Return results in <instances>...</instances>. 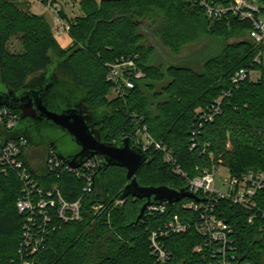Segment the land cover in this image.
Returning <instances> with one entry per match:
<instances>
[{"label":"trees","instance_id":"obj_1","mask_svg":"<svg viewBox=\"0 0 264 264\" xmlns=\"http://www.w3.org/2000/svg\"><path fill=\"white\" fill-rule=\"evenodd\" d=\"M21 1L0 0V87L18 91L35 77L54 70L59 79L83 91L90 111L105 114L99 130L106 143L117 145L129 138L136 146V140H141L138 132L146 127V133L172 153L190 179L214 165L228 169L232 176L255 170L264 172V63H253L257 50L247 38L249 23L209 20L202 9L193 7L188 0H70L80 5L82 15L68 19L62 13L71 25L72 40L71 46L63 49L49 20L23 10ZM152 27L161 44L174 55H181L186 46L204 35L219 39L222 53L207 59L202 73L184 65L155 66V50L145 45ZM18 36L24 50L14 54L8 51V44ZM231 38L237 40L229 44ZM123 58L136 60L145 78L135 81L134 89H124L115 99L108 100L107 94L114 85L107 80V65ZM243 68L258 71V80L252 82L248 78L233 85L234 74ZM219 101L221 112L213 121L199 126L196 111ZM11 110L20 116L19 110ZM17 127L1 134L0 146ZM196 129L198 146L191 150L192 132ZM50 148L46 147L41 157L45 168H33L28 152L22 157L24 167L44 194L59 185L67 201L82 198V218L66 223L52 210L51 223L41 221L46 227L44 248L22 258L19 250L26 217L20 214L17 202L26 195L25 183L19 170L5 167L0 161V264H22L23 259L31 264L220 263L222 255L212 253L194 228L163 239L170 252L169 261L157 262L152 255L153 230L174 216L185 224L199 222V213L185 207L193 199L168 203L163 214L146 211L136 223L146 200L123 198L129 183L125 169L106 168L101 184H94L93 193L85 196L84 180L65 167L59 177L49 170L46 156ZM144 153L147 161L136 174L141 186L187 188L188 181L173 172L162 152L152 147ZM28 192L34 199L39 196L36 189L28 188ZM257 201L261 213L253 223L249 222L251 213L240 206L229 201L217 206V215L233 230L236 251L228 257L235 255L240 264H264V190ZM152 204L159 205L154 201ZM99 206L101 209L95 212L93 207ZM35 230L40 237L42 231ZM198 246H203L200 253L195 252Z\"/></svg>","mask_w":264,"mask_h":264},{"label":"built area","instance_id":"obj_2","mask_svg":"<svg viewBox=\"0 0 264 264\" xmlns=\"http://www.w3.org/2000/svg\"><path fill=\"white\" fill-rule=\"evenodd\" d=\"M30 4H39L49 9L53 15V29L56 35L68 34L70 31L69 21L62 16L63 7L58 2L52 0H27ZM193 7L200 8L204 11L205 16L212 21H229L237 19L239 22L249 23L251 30L247 38L253 43L257 50L254 64L261 65L264 63V0H231L226 4L227 0H188ZM107 80L114 85V91L120 95L124 89H134L135 81L145 78V73L137 65L136 60L128 58L121 59L115 63L108 64ZM254 70L243 68L237 71L233 78L232 84L238 86L251 78ZM221 101L217 105H211L207 109H198L199 126L204 123L211 122L215 116L221 112ZM20 116L13 110L2 107L0 108V144L1 132H9L17 127ZM197 129L192 132L193 143L191 150L198 146ZM141 136V140H136V146L141 148L143 152L148 153L150 148L154 147L156 151L164 154V161L171 165L173 172L188 181L187 191L196 195L200 201L192 200L185 207L199 213V222L192 224L183 223L179 216H174L172 220L164 226L153 230L150 234L151 252L157 262L165 263L170 260V252L164 244L163 239L173 234H183L194 228L205 240L206 245L212 248V253L222 255L219 264H240L236 262V256L229 254L235 252V247L232 240V227L217 213V206L221 201H229L233 205L242 207L251 213L249 222L253 223L261 213L258 205V195L264 190V172L260 170L250 171L241 176H232L228 169V176L220 179V187L217 186L216 172L219 167L214 165L209 170H204L199 176L192 179L188 178L181 167L177 165L172 153L162 144L156 143L147 133L146 127L140 130L137 134ZM116 143V141L114 142ZM29 142L25 138L11 140L0 146V161L8 168H13L21 172V176L25 183L23 198L18 200L17 208L20 214L26 217L25 233L22 238L19 253L22 258L31 257L44 248L45 244V224L52 221L51 211L54 210L59 220L64 222L80 221L82 210V198L77 201H67L59 188L55 185L51 191L46 194L32 179L28 169L24 167L22 157L25 152H28ZM47 166L49 170L59 177L61 169L65 167L69 173L75 174L85 182L82 192L85 196L90 195L94 191V176L98 169L103 165L101 156H94L85 162L78 169H72L65 161H63L50 148L46 156ZM63 171V170H62ZM28 188L36 189L37 198H33L28 192ZM121 203V202H119ZM117 203V205H119ZM167 202L161 205L151 204L147 208L149 214L165 213ZM101 207H93L95 212ZM41 221L45 223L41 225ZM39 229L42 231L40 237H37L34 231ZM203 246L195 248V252L200 253ZM207 262V260H206ZM22 264H31L26 259H23Z\"/></svg>","mask_w":264,"mask_h":264},{"label":"water","instance_id":"obj_3","mask_svg":"<svg viewBox=\"0 0 264 264\" xmlns=\"http://www.w3.org/2000/svg\"><path fill=\"white\" fill-rule=\"evenodd\" d=\"M85 98L79 87L59 79L54 70L35 77L18 91L0 87V107L7 106L20 111L17 129L12 137H5L3 144L25 138L35 148L52 147L72 169H78L94 156H101L103 166L94 177L95 187L103 181L102 175L106 168L125 169L129 183L123 198L146 200L136 223L153 201L159 205L164 202L172 205L185 199L200 201L186 188L174 190L168 186H141L136 174L146 163L147 155L129 138L117 145L102 141L98 127L105 114L90 111L84 103Z\"/></svg>","mask_w":264,"mask_h":264},{"label":"rangeland","instance_id":"obj_4","mask_svg":"<svg viewBox=\"0 0 264 264\" xmlns=\"http://www.w3.org/2000/svg\"><path fill=\"white\" fill-rule=\"evenodd\" d=\"M64 9V14L67 16L68 19H74L82 15L81 7L78 3H73L70 0H56ZM42 6V5H40ZM40 6L35 7V11L39 13ZM20 7L29 12L32 15L42 16L44 15L51 24H53L52 13H50L49 9H43L41 12L43 14H36L33 11V4H30L27 0H23L20 2ZM43 7V6H42ZM51 18V19H50ZM53 27V25H52ZM52 31L55 35L57 42L59 43L60 47L63 49H68L71 46L72 40L68 34L56 35L54 29ZM237 39H229L228 43L231 44ZM145 45L147 47L154 48L155 56H153V65L155 66H163L166 65H184L190 66L194 71L197 73H202L203 71V63L212 57L220 55L222 52L223 43L209 35H204L203 37L199 38L194 44H190L183 49L181 55H174L168 49H166L160 42L159 38L154 33L153 27L148 30L146 35ZM22 42L20 41V37H14L8 44V51L14 54L23 52ZM259 72L253 71L250 80L252 82H256L259 78ZM118 95L113 90L112 92H108L107 98L108 100L115 99ZM44 144V143H43ZM46 146H41L39 148H35L29 144L28 153L30 164L35 169L45 168L44 159H41L43 155H45ZM228 176V171L221 167L216 172V179H217V186L220 187V179L223 177Z\"/></svg>","mask_w":264,"mask_h":264},{"label":"crops","instance_id":"obj_5","mask_svg":"<svg viewBox=\"0 0 264 264\" xmlns=\"http://www.w3.org/2000/svg\"><path fill=\"white\" fill-rule=\"evenodd\" d=\"M33 6H34V8H33V11L36 13V14H43V12H41L45 7L43 6H40L39 4H33ZM37 6H40V8H39V13H38V11L36 12L35 10V7H37ZM45 9H47V8H45ZM50 13H51V11H50ZM51 16H52V14H51ZM51 19V18H50ZM52 21H53V17H52ZM53 25V24H52ZM152 63H153V60H152ZM167 66H169V65H166L165 67H167Z\"/></svg>","mask_w":264,"mask_h":264},{"label":"flooded vegetation","instance_id":"obj_6","mask_svg":"<svg viewBox=\"0 0 264 264\" xmlns=\"http://www.w3.org/2000/svg\"><path fill=\"white\" fill-rule=\"evenodd\" d=\"M99 128V127H98ZM30 144V143H29Z\"/></svg>","mask_w":264,"mask_h":264}]
</instances>
